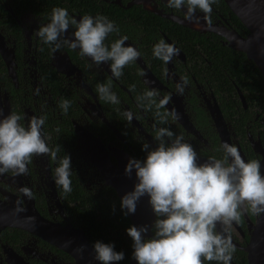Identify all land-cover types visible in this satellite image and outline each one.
<instances>
[{"label": "flooded vegetation", "instance_id": "af4514ba", "mask_svg": "<svg viewBox=\"0 0 264 264\" xmlns=\"http://www.w3.org/2000/svg\"><path fill=\"white\" fill-rule=\"evenodd\" d=\"M70 7L69 16L77 20L84 14L107 16L119 32L108 34L104 43L127 36L125 44L135 47L140 55L124 66L120 77H114L108 67L110 61L97 66L89 57L81 56L79 49L61 43L53 50V45L36 35L35 30L51 15L43 11L38 0H0V110L4 115H21L25 126L31 117L43 115L42 135L47 145L60 146L55 158L34 154L25 174L0 175V264H77L58 246L80 251L81 237L91 246L97 240L112 243L116 251L124 252L118 264H136L131 256V238L125 232L133 226L132 220L121 212L124 194L120 190L131 183L129 177L134 178L124 176L128 159L143 160L141 144L155 147L159 127L183 135L196 149L201 163L210 156L220 158L224 142L235 145L245 160L264 158V99L260 91L241 89L236 78L223 69L222 75L213 74L215 67L204 55L201 43L188 42L187 29H180L178 34L176 29L157 25L156 16L176 22L156 12L182 18L183 8H168L166 0H71ZM224 11L216 1L211 13H196L220 34L235 31L246 36L247 30L240 34L230 24V13L224 16ZM74 31L75 26L70 25L62 39H73ZM200 34L215 35L219 44L226 46L213 32ZM160 39L179 49L167 63L152 55L153 45ZM184 77L188 84L183 95H178L175 84ZM109 82L119 104L102 100L97 92L98 84ZM153 88L159 97L172 94L161 109L138 99ZM220 93L227 94L225 105ZM61 98L70 101L66 113L59 108ZM213 104L221 116L217 123L210 112ZM125 110L133 113L130 122L123 115ZM158 111L167 113L163 121ZM65 154L71 157L73 168L68 193L53 179L54 169ZM22 187L29 188L32 196L23 194ZM243 207H248L247 202ZM145 215H150L152 224V210ZM258 217L244 211L229 227L235 245L231 264H249L247 247ZM13 218L18 220L17 227ZM221 227L217 225L218 230ZM151 234L149 231L147 236Z\"/></svg>", "mask_w": 264, "mask_h": 264}, {"label": "clouds", "instance_id": "9594fccd", "mask_svg": "<svg viewBox=\"0 0 264 264\" xmlns=\"http://www.w3.org/2000/svg\"><path fill=\"white\" fill-rule=\"evenodd\" d=\"M216 0H166L168 8L184 9L186 19H192L197 10L205 14L212 11ZM70 25L75 26L71 40L62 39ZM36 35L45 44L58 49L61 43L72 49H79L81 56L89 57L99 66L109 63L111 75L120 77L125 65L135 61L140 52L125 44L127 36H120L110 44L104 41L108 34L119 32L115 22L107 16L84 14L77 20L70 17L67 8L54 7L49 21L40 24ZM179 54V49L164 39L153 45L152 55L165 63ZM143 75V73H141ZM188 84L186 77L175 84V91L183 95ZM39 94V88L35 90ZM100 98L111 104L120 101L111 90L110 82L97 85ZM171 93L159 97L156 89L144 92L138 99L147 100L157 109L163 108L171 99ZM158 98V101L157 99ZM70 101L61 98L59 108L67 112ZM130 122L133 113L123 112ZM157 115L163 121V115ZM173 115L175 113L173 112ZM21 115L10 112L4 115L0 110V175L12 172L14 175L27 173L28 163L33 155L50 154L56 157L60 146L50 148L42 135L45 122L43 115L33 116L27 126L22 124ZM155 147L141 144L145 152L143 160L130 157L124 167V174L131 176L135 171L133 189L120 198L122 214H133L140 198L147 196L155 219L148 225L129 226L126 234L132 241V258L136 264H203L216 261L231 264L235 245L229 234V227L238 222L242 212L253 215L264 214V174L260 159L245 160L237 147L228 142L221 145L222 156H210L202 163L193 145L183 135H174L166 127L155 130ZM71 157L65 154L54 169L53 179L65 193L71 192ZM20 191L28 197L32 192L27 187ZM247 202L248 207L244 208ZM222 227L218 230L217 225ZM151 231V236L146 234ZM95 259L99 264H118L124 259L123 251H116L112 243H92Z\"/></svg>", "mask_w": 264, "mask_h": 264}, {"label": "water", "instance_id": "95a60500", "mask_svg": "<svg viewBox=\"0 0 264 264\" xmlns=\"http://www.w3.org/2000/svg\"><path fill=\"white\" fill-rule=\"evenodd\" d=\"M223 1L247 30L246 36H240L235 31H228L226 34H220L210 27V24L200 13L195 12L192 19H186L185 16L177 18L172 15L161 14L160 12L156 13L190 30L200 33L213 32L221 36L223 38V44L234 51L243 53L247 60L254 63L264 79V0ZM59 71L64 73L61 69ZM210 112L214 117L215 123H217L218 118L221 120L216 104L212 105ZM261 172L264 174V158L261 164ZM132 176L135 178L134 170ZM134 178L129 177L131 183H128V186L126 188L124 187L123 191L120 190L121 193L123 192V194H125L133 189L134 183L136 182ZM147 199V196L140 198L135 213L128 214L132 220V225L137 227L148 225L150 228V215H145L151 210L150 206H145ZM12 224L17 227L19 224L18 220L13 218ZM255 227V232L252 233L250 243L247 247L248 262L249 264H264V214L259 215ZM148 234L149 232L146 235ZM77 235L81 236L82 234ZM80 241H83L80 251L73 247H58L68 252L75 259L77 264H99L95 259V252L90 243L83 237L80 238Z\"/></svg>", "mask_w": 264, "mask_h": 264}, {"label": "trees", "instance_id": "16d2710c", "mask_svg": "<svg viewBox=\"0 0 264 264\" xmlns=\"http://www.w3.org/2000/svg\"><path fill=\"white\" fill-rule=\"evenodd\" d=\"M42 4V9L45 12H51L54 7H64L71 9L70 4L71 0H38ZM89 1V0H86ZM219 2V5L224 8L223 15L226 16L227 13H230V24L235 28L240 34L246 33V29L239 21V19L230 12L227 5L223 0H216ZM29 3H35V0H27ZM157 25L160 26V29H176V32L180 34V29H187V40L188 42L198 41L202 45V50L204 55L209 58L213 63L215 70L213 74L222 75L223 70L226 71L231 77L236 78L234 81L240 86L241 89H247L251 91H260L262 98L264 99V79L260 74L259 70L256 68L252 61L247 60L246 56L243 53L234 51L229 47L222 46L219 44V38L215 35L200 34L195 31H192L188 28H183L182 26L172 23L169 20H161L157 16L155 17ZM174 34V30H170ZM178 40L180 41L179 37ZM207 43H218V45H207ZM191 46H188L190 51ZM223 69V70H222ZM220 83V78H219ZM241 83V84H240ZM221 84V83H220ZM221 90L224 91L223 87ZM220 101L222 105L228 103L227 94L220 93ZM93 243V242H92Z\"/></svg>", "mask_w": 264, "mask_h": 264}]
</instances>
